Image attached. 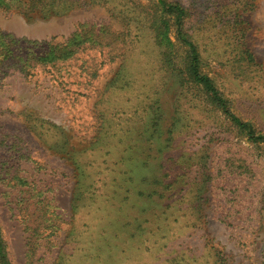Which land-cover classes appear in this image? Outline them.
I'll return each instance as SVG.
<instances>
[{
	"label": "rangeland",
	"instance_id": "rangeland-1",
	"mask_svg": "<svg viewBox=\"0 0 264 264\" xmlns=\"http://www.w3.org/2000/svg\"><path fill=\"white\" fill-rule=\"evenodd\" d=\"M248 130L264 136V0H0L10 264H264Z\"/></svg>",
	"mask_w": 264,
	"mask_h": 264
},
{
	"label": "trees",
	"instance_id": "trees-1",
	"mask_svg": "<svg viewBox=\"0 0 264 264\" xmlns=\"http://www.w3.org/2000/svg\"><path fill=\"white\" fill-rule=\"evenodd\" d=\"M162 6L164 8H166V13H170L172 10H176V12L178 13L177 15V27L179 29V25H180V22H179V18L183 15V11L178 8L177 6H165L163 3H161ZM190 49H191V65H190V68H191V72H192V76L194 78V80L197 82V83H200L204 86L205 90L209 93H211L213 95V97L218 101V103L222 106L224 112L231 118V120L233 121V123L238 126L240 129H245L247 127L246 124L242 123L240 120H238L237 118L235 117H232L230 114H228V112L226 111V108H225V104L219 100L218 96H217V93H216V90L215 88L212 86L211 82L203 77V76H200V74L198 73V67H197V54H196V51L195 49L190 45L188 44ZM24 64H28L30 61V55L28 53H26L24 55ZM37 59V58H36ZM248 137H249V140L250 141H253L255 143L257 142H263L264 143V136H256L253 134V132L251 130H248ZM0 264H10L6 258V254H5V244H4V241L2 239V236L0 234Z\"/></svg>",
	"mask_w": 264,
	"mask_h": 264
}]
</instances>
